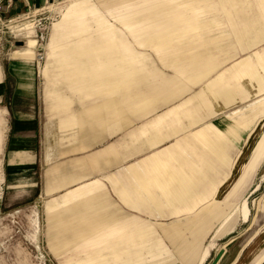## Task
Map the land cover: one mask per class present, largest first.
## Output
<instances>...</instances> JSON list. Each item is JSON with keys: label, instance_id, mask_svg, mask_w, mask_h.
<instances>
[{"label": "rangeland", "instance_id": "374dc122", "mask_svg": "<svg viewBox=\"0 0 264 264\" xmlns=\"http://www.w3.org/2000/svg\"><path fill=\"white\" fill-rule=\"evenodd\" d=\"M36 3L38 4L32 6L18 3L14 10L6 12L0 20V264H81V260L97 256L96 250L106 247L107 242L121 240L120 233L118 236L109 237L113 228L106 223L90 229L92 223L89 220L78 219L75 215L63 222L52 218L50 206L61 202L63 195L79 184L55 195L41 197L39 188L34 184L38 176L36 167L16 166L8 172L6 161L12 121L25 114L35 116L36 120L40 118L41 123L36 127L39 135L44 138V124L53 118H59L52 110L53 103L47 93H59L67 97L68 111H72L74 116L79 113V109L98 104L101 100L96 99L94 92H100L101 83L94 73L97 67L98 71L101 70L102 55L105 66H110L111 76L118 67V50L128 45H133L138 53L134 60L135 68L148 81L156 79V68L168 75H180L183 85L190 90L175 101L141 117L132 115V111L121 100L122 110L119 111V116H110L107 119L108 130L114 129L113 134L104 143L89 151L94 157L105 149H111V154L121 157L120 162L93 170L92 179L101 180L102 192L118 214L139 218L140 221L131 224V228L146 223L152 237L162 243L163 253L159 252V258L152 260L149 257L145 264H187L176 241L192 240L198 231L201 233L200 251L206 246L210 247L207 260L203 264H211L218 250L227 242L228 235L221 237L218 232L225 214L220 219L218 214L211 228L208 225L202 226L198 220L193 223L188 221L192 217L199 218L209 214L211 209L217 210L222 205L218 202L222 199L218 192L223 183L212 186L207 196L198 197L200 203L194 210L180 213L179 216H170L166 211L146 212L133 209L118 195L108 176L116 178V174L123 171L127 174L125 177H129L134 183L136 180L128 173L129 167L137 165L143 157L177 140L181 132H171V121L172 124L175 123L173 126L186 124L191 119L187 111L169 116L168 122L163 124L152 125L150 121L199 92L206 82L205 80L193 84L189 77L178 72L179 56L183 55L184 50L192 55L205 48L221 57L227 49L233 52L234 49L229 47L237 43L235 31L232 29L243 31L246 22L251 18L254 23H258L256 20L264 13V0H36ZM19 8L21 11L17 12ZM190 26L196 30L185 32L184 29ZM166 36H169L168 40L172 38L174 42L184 44L189 40H198L199 43L201 39L212 37L214 43L208 41V44L211 43L208 47L199 43L198 48L189 46L175 53L166 46L148 44L151 39L165 41ZM105 44L109 46L104 47ZM258 50H264V39L255 47L237 52L223 67L226 68ZM124 54L130 57L129 52ZM164 54L171 55L172 66H166L162 61L161 56ZM253 62L260 64L257 59ZM157 80L162 81L159 78ZM227 85L232 86L238 95L244 91L239 74L236 78L229 77ZM109 88L110 91H115L116 83H110ZM261 96H264V92L217 112L187 130L215 123L227 132L232 126L230 141L237 154L244 149L247 134L253 132L256 126L260 128L258 131H262L260 120L264 119V115L257 117L251 124L252 114L245 113L248 109L264 104ZM164 134L168 136L162 143L147 148L150 146L147 143L150 136L163 138ZM185 134L186 132L182 135ZM210 134L211 139L216 136L215 133ZM143 140L145 142L141 151L131 155L132 147ZM190 142L195 143L197 149L203 147V142L199 139L186 141L187 144ZM235 154L234 158H237ZM173 166L182 167L178 164ZM157 192L160 190H155L154 193ZM260 195V192H256L251 197L253 224L258 226L261 218ZM66 207L67 205L60 206L54 212L62 211ZM227 218L225 222H228ZM55 224L57 227L61 224L64 226L66 238H52ZM88 225V228L83 227ZM175 225L180 226L181 236L170 238L165 229H173ZM85 232L94 236H83ZM69 235L73 237L67 238ZM60 240L65 243L57 248L54 241ZM92 240L101 242L91 244ZM142 240L146 241V238Z\"/></svg>", "mask_w": 264, "mask_h": 264}, {"label": "crops", "instance_id": "0c3cea01", "mask_svg": "<svg viewBox=\"0 0 264 264\" xmlns=\"http://www.w3.org/2000/svg\"><path fill=\"white\" fill-rule=\"evenodd\" d=\"M259 16L260 18L256 20L258 23H254L253 18L249 19L243 31L232 29L236 32L234 36L237 45L232 44L229 48L234 49L233 52L227 49L223 57L214 55V51L206 48L197 50L192 55H188L185 50L181 51L183 55L179 56L178 72L189 77L193 84L205 80L206 82L199 92L156 115L150 122L152 125L163 124L169 116L185 111L191 119L179 126H173L175 123L172 124L171 121L173 127L171 132L177 134L181 132L177 140L143 157L137 165L129 167L128 173L136 180L134 183L129 177H125L127 174L123 171L118 172L116 178L108 176L118 195L133 209L146 212L166 211L170 216H179L180 213L194 210L200 203L198 197L207 196L212 186L223 183L218 192V196L222 198L218 202L222 205L217 210L211 209L209 214L199 218L192 217L188 221L193 223L198 220L202 226L208 225L211 228L218 214L219 219L225 214L218 232L221 237L228 236L227 242L218 250V253L223 251V254L217 264H264V119L260 120L262 131H258L260 128L257 126L255 130L253 128L254 131L247 134L244 149L237 154L235 146L230 141L232 126L228 133L215 123L191 131L187 128L250 96L264 92V50L255 51L230 66L223 67L224 63L231 60L237 52L255 47L264 39V13ZM184 30L186 32L196 29L190 26ZM166 37L165 41L160 39L159 42L151 39L148 44L166 46L175 53L189 46L198 48L199 43L205 47L214 43V38L206 36H202L207 39H201L199 43L198 40H195L197 43L189 40L186 44L174 42L172 38L168 40L169 36ZM208 41L211 43L208 44ZM118 52L120 55L116 73H112L114 76H110V66H105L103 55L101 70L98 71L97 67L94 73L101 83L100 92H94V95H97L96 99H100L101 102L79 109V113L74 116L72 111H68L67 97L59 93H47L53 103L52 110L59 118L57 117V120L53 118L44 124V138L39 135L37 128L41 123L40 118L36 120L35 116L25 114L12 121V131L8 139L7 171L16 166L22 168L35 166L38 176L34 184L39 188L41 197L55 195L79 184L69 189L61 202L50 206L52 218L63 222L75 215L78 219L89 220V223H92L90 229L106 223L113 228L109 237L118 236L120 233L121 240L107 242L106 247L96 250L97 256L87 257L81 260V264H145L149 257L157 260L159 252L163 253L162 243L152 237L150 227L143 223L131 228L130 225L138 222L139 218L118 214L102 192L101 180L92 179L93 170L118 163L121 157L111 154V149H105L94 157L89 151L104 143L113 134L114 129L108 130L107 119L110 116H119V111L122 110L121 100L132 111V115L141 117L175 101L190 89L183 85L180 75H168L156 68L154 70L156 79L148 81L134 66L138 53L133 45L123 46ZM126 52L130 53V57L124 54ZM161 57L166 66L173 65L170 54ZM254 59L260 64L256 65ZM222 67L223 69L218 71ZM237 74L244 86L241 95H238L232 86L227 85L228 78H236ZM157 78L162 81L158 82ZM110 83H116L115 91H110ZM260 98L264 101V96ZM245 113L252 114L250 119L252 124L257 117L264 115V104L248 109ZM184 132L186 134L182 135ZM210 133L216 134L212 137L214 140L211 139ZM133 134L134 132L131 133L132 137ZM166 136L168 135L164 134L163 138L150 136L147 140L150 146L147 148L158 146ZM188 139H199L203 142V147L197 149L195 143L187 144ZM144 142L145 140L132 147L130 154L140 152ZM234 154L237 158H234ZM173 164L182 167H175ZM28 179L31 178L28 176ZM158 189L160 192L155 194V190ZM256 192L261 193L259 226L253 224L251 202V197ZM63 205L67 207L54 212ZM226 218L228 222H225ZM56 227L55 224L52 238H66L64 226L59 225L57 230ZM83 227L88 228L89 225ZM179 230L180 226L175 225L173 229H165V232L170 238H178L181 236ZM200 234L199 231L196 232L192 240L176 241L187 264L196 262L203 264L207 260L210 247L206 246L200 251ZM91 235L93 234L85 232L83 236ZM70 237L73 235L67 238ZM143 238H146V241L142 240ZM100 242L92 240L91 244ZM63 243L65 241H54L57 248L62 247Z\"/></svg>", "mask_w": 264, "mask_h": 264}, {"label": "built area", "instance_id": "2783aa9c", "mask_svg": "<svg viewBox=\"0 0 264 264\" xmlns=\"http://www.w3.org/2000/svg\"><path fill=\"white\" fill-rule=\"evenodd\" d=\"M18 3L25 4L26 6H32L36 4V0H0V20H2L6 12L14 10L15 5ZM16 11L20 12L21 8Z\"/></svg>", "mask_w": 264, "mask_h": 264}, {"label": "water", "instance_id": "95a60500", "mask_svg": "<svg viewBox=\"0 0 264 264\" xmlns=\"http://www.w3.org/2000/svg\"><path fill=\"white\" fill-rule=\"evenodd\" d=\"M222 254H223V251H220V252L216 255V257L214 258V260L212 261L211 264H217L218 261H219V259H220V257L222 256Z\"/></svg>", "mask_w": 264, "mask_h": 264}]
</instances>
